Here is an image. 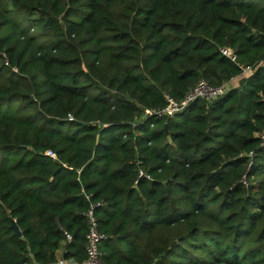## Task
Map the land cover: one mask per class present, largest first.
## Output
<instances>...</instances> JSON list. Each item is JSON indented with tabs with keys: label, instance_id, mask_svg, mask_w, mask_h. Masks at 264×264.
Here are the masks:
<instances>
[{
	"label": "trees",
	"instance_id": "1",
	"mask_svg": "<svg viewBox=\"0 0 264 264\" xmlns=\"http://www.w3.org/2000/svg\"><path fill=\"white\" fill-rule=\"evenodd\" d=\"M263 131L264 0H0V264H264Z\"/></svg>",
	"mask_w": 264,
	"mask_h": 264
},
{
	"label": "built area",
	"instance_id": "2",
	"mask_svg": "<svg viewBox=\"0 0 264 264\" xmlns=\"http://www.w3.org/2000/svg\"><path fill=\"white\" fill-rule=\"evenodd\" d=\"M220 52L223 56L227 57L233 62H236V54L234 50L227 46L220 49ZM7 65L8 62L5 61ZM13 71H17L16 67L12 68ZM244 71L250 70L249 68H243ZM231 82L223 83L217 86L211 85L207 81L201 79L196 82L187 93L179 100L173 99L171 97H167L166 106L158 109L147 110V115H155L156 117H165L171 116L174 113L182 110L184 107L189 105L191 102L197 99L211 100L216 98L217 96L222 95L226 89L229 87ZM261 138H264V131L260 135ZM46 154L52 158H55V153L51 150H47ZM252 155V152L249 153ZM139 177H145L146 179H150V175L145 173L143 169L138 170ZM242 182L245 184L246 181L243 179ZM247 184V183H246ZM85 198L89 200V196L85 195ZM100 203H90L89 209L86 212L87 219V232H86V244H85V258L82 261H77L73 257H64L61 255L56 256L54 261H50L45 264H106L102 258L99 250V244L105 236L100 233L98 230L97 220L93 212V208L95 205H99ZM67 240L71 239V236L66 233Z\"/></svg>",
	"mask_w": 264,
	"mask_h": 264
},
{
	"label": "water",
	"instance_id": "3",
	"mask_svg": "<svg viewBox=\"0 0 264 264\" xmlns=\"http://www.w3.org/2000/svg\"><path fill=\"white\" fill-rule=\"evenodd\" d=\"M11 228L13 229V234L17 237H21V230L18 228L14 220L11 222Z\"/></svg>",
	"mask_w": 264,
	"mask_h": 264
},
{
	"label": "rangeland",
	"instance_id": "4",
	"mask_svg": "<svg viewBox=\"0 0 264 264\" xmlns=\"http://www.w3.org/2000/svg\"><path fill=\"white\" fill-rule=\"evenodd\" d=\"M237 83H238L237 78H234L233 81L231 82L232 85H237Z\"/></svg>",
	"mask_w": 264,
	"mask_h": 264
},
{
	"label": "crops",
	"instance_id": "5",
	"mask_svg": "<svg viewBox=\"0 0 264 264\" xmlns=\"http://www.w3.org/2000/svg\"><path fill=\"white\" fill-rule=\"evenodd\" d=\"M62 254V249L57 252V256Z\"/></svg>",
	"mask_w": 264,
	"mask_h": 264
}]
</instances>
